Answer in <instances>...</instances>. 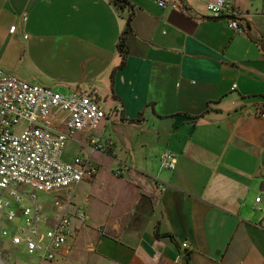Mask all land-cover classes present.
Segmentation results:
<instances>
[{"label": "crops", "instance_id": "obj_1", "mask_svg": "<svg viewBox=\"0 0 264 264\" xmlns=\"http://www.w3.org/2000/svg\"><path fill=\"white\" fill-rule=\"evenodd\" d=\"M126 1L0 0V65L107 112L93 132L107 152L77 132L63 153L91 157L93 191L118 208L91 236L93 264H264V0H234L244 32L201 0Z\"/></svg>", "mask_w": 264, "mask_h": 264}, {"label": "built area", "instance_id": "obj_2", "mask_svg": "<svg viewBox=\"0 0 264 264\" xmlns=\"http://www.w3.org/2000/svg\"><path fill=\"white\" fill-rule=\"evenodd\" d=\"M214 16H227L228 25L244 32L246 14L234 0H201ZM162 7L178 3L156 0ZM19 29L13 25L11 32ZM24 38H28L24 34ZM236 87V85L234 86ZM264 115V114H263ZM107 116L105 109L91 96L78 92L63 94L50 86L30 82L7 72L0 65V234L12 245L23 246L27 254L41 261H56L69 254L74 241L76 220L84 222L86 213L73 205L76 188L92 180L99 166L91 157L65 160L68 140L77 132L90 135L89 147L105 153L111 141L94 135ZM25 124L22 132L14 127ZM161 167L174 169L177 154L166 150L160 156ZM122 174V169L115 171ZM261 201V196L256 202ZM256 209H260L256 205ZM264 211V209H262ZM8 225V229L5 225ZM183 248L189 244L184 242ZM0 246V264H14ZM178 257V263L182 258Z\"/></svg>", "mask_w": 264, "mask_h": 264}, {"label": "rangeland", "instance_id": "obj_3", "mask_svg": "<svg viewBox=\"0 0 264 264\" xmlns=\"http://www.w3.org/2000/svg\"><path fill=\"white\" fill-rule=\"evenodd\" d=\"M25 128V124H18L14 127V130L16 132H22ZM75 146L76 145L73 141L69 140L67 142L65 147V155H67V157L78 154L75 152ZM116 170L117 169H115V171ZM93 186L94 183H92L91 180H84L76 188L73 197V205L79 206L83 211H85L86 220L84 223L80 224L81 229L78 228L76 230V238L72 243L73 247L68 257L57 258V260L53 262L41 261L39 257L27 254L23 246L19 247L16 245H12L10 240H8L7 238H3L0 234V246L5 249V255H7L8 257L11 256L14 264H93L95 253L90 249L94 248L95 245L91 244V236H96L97 233H99L97 232V230L100 229L101 226L104 225L105 228L106 226L108 227L110 223H113L111 221L112 218L110 217V215L118 209L116 207L114 208L111 202H107L103 198L95 194V192L93 191ZM258 206L261 210L254 208L253 211L257 217L262 219L264 217V213L262 211V209H264V202L262 204H259ZM253 207H255V204ZM5 227L8 229L9 226L6 224ZM94 241L95 240H93L92 242L94 243Z\"/></svg>", "mask_w": 264, "mask_h": 264}, {"label": "trees", "instance_id": "obj_4", "mask_svg": "<svg viewBox=\"0 0 264 264\" xmlns=\"http://www.w3.org/2000/svg\"><path fill=\"white\" fill-rule=\"evenodd\" d=\"M116 5H118L119 7H123L127 1L126 0H114ZM131 21H132V15H130V17L128 18V21H127V25H126V28L123 32V35L121 37V40L119 42V50H120V53L123 57V62H122V66L125 65L126 63V59H127V56H128V44H127V35L132 31V25H131ZM164 235H168L170 237H173L171 234H164ZM182 258L180 260L179 263L177 264H190V256H191V253L190 252H185L184 254L182 253Z\"/></svg>", "mask_w": 264, "mask_h": 264}]
</instances>
